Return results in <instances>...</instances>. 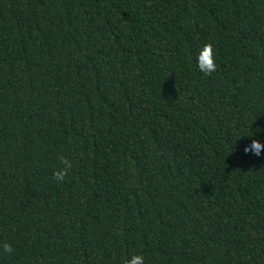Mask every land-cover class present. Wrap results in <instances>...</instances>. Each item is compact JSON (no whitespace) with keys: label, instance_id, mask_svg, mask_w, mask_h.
I'll return each mask as SVG.
<instances>
[{"label":"trees","instance_id":"trees-1","mask_svg":"<svg viewBox=\"0 0 264 264\" xmlns=\"http://www.w3.org/2000/svg\"><path fill=\"white\" fill-rule=\"evenodd\" d=\"M249 126L264 0H0V264H264Z\"/></svg>","mask_w":264,"mask_h":264},{"label":"clouds","instance_id":"clouds-1","mask_svg":"<svg viewBox=\"0 0 264 264\" xmlns=\"http://www.w3.org/2000/svg\"><path fill=\"white\" fill-rule=\"evenodd\" d=\"M196 66L198 70L204 75H211L217 70V58L214 45L212 43H206L199 49L196 55ZM250 126L249 131L246 134H238L237 138L242 136L255 137L258 132L264 131V129L259 127L253 131ZM244 151L246 153L251 152L259 156L261 155L262 151H264V142H262L260 139L253 138L250 144L245 145ZM62 163L64 166L53 173V178L58 182H62L65 179V176L71 167L70 161L66 159H62ZM4 249L8 252L12 251L10 244H5ZM125 264H145V256L142 253L134 254L125 260Z\"/></svg>","mask_w":264,"mask_h":264}]
</instances>
